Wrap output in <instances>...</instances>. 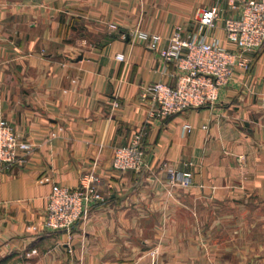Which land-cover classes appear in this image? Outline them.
Instances as JSON below:
<instances>
[{
    "label": "crops",
    "instance_id": "1",
    "mask_svg": "<svg viewBox=\"0 0 264 264\" xmlns=\"http://www.w3.org/2000/svg\"><path fill=\"white\" fill-rule=\"evenodd\" d=\"M211 5L236 14L227 0H0V117L31 145L0 162V264H264V42L212 103L160 116L140 96L174 75L139 33L162 47L178 25L228 47L220 18L198 28ZM138 129L145 166L115 171L113 148ZM85 175L103 200L45 228L51 186Z\"/></svg>",
    "mask_w": 264,
    "mask_h": 264
},
{
    "label": "built area",
    "instance_id": "2",
    "mask_svg": "<svg viewBox=\"0 0 264 264\" xmlns=\"http://www.w3.org/2000/svg\"><path fill=\"white\" fill-rule=\"evenodd\" d=\"M235 15L220 18L217 5L203 8L198 18V28L210 29L221 19L224 38L229 46H223L217 39H206L204 33L193 31L182 36L181 27L176 25L167 37L164 46L158 47L160 35L140 32L139 36L148 38V46L157 49L165 62L172 63L174 83L154 81L143 87L140 96H149L156 106V113L167 116L187 108H195L212 103L217 99L219 88L231 78L236 67L245 68L248 53L256 50L264 42V0H227ZM115 29L114 23L108 24ZM117 59L122 56L115 55ZM117 106L116 101L112 102ZM183 131L190 125L183 123ZM144 132L134 131L124 144L112 150V169L138 171L145 166V153L142 147ZM31 145L18 137L11 125L0 117V162L5 165L22 163ZM171 184L181 186L190 183L187 173L166 165ZM81 186L68 188L53 184L46 196L43 225L49 230L71 229L73 224L86 216L91 205L103 200L102 195L92 183L91 175L82 178ZM153 253H151L152 255ZM150 264H164L151 261Z\"/></svg>",
    "mask_w": 264,
    "mask_h": 264
},
{
    "label": "rangeland",
    "instance_id": "3",
    "mask_svg": "<svg viewBox=\"0 0 264 264\" xmlns=\"http://www.w3.org/2000/svg\"><path fill=\"white\" fill-rule=\"evenodd\" d=\"M262 44H263V43H262ZM260 46H261V45H260ZM260 46H259V47H260ZM259 47H258V48H259ZM182 111H183V110H182ZM142 147H143V143H142ZM111 155H112V153H111ZM110 161H111V157H110ZM162 164H164V163H162ZM110 165H111V163H110ZM115 171H116V170H115ZM133 171H134V170H133ZM91 177H92V176H91ZM92 178H93V177H92ZM92 183H93V180H92ZM93 185H94V184H93ZM95 188H96V187H95Z\"/></svg>",
    "mask_w": 264,
    "mask_h": 264
}]
</instances>
